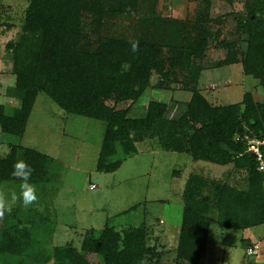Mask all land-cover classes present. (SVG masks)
<instances>
[{"label":"trees","instance_id":"trees-1","mask_svg":"<svg viewBox=\"0 0 264 264\" xmlns=\"http://www.w3.org/2000/svg\"><path fill=\"white\" fill-rule=\"evenodd\" d=\"M149 1L148 12L126 39L100 31L107 20L138 12L141 0H27L18 38L8 44L15 74L9 95L19 100V106L8 111L0 103V130L23 135L35 99L43 92L67 113L105 122L97 170L118 169L126 157L137 153L136 142L145 136L156 137L164 150L245 170L246 189L208 182L197 174L186 180L175 259L177 264H204L212 211L218 213L217 224L226 229L264 223V179L254 156L242 153L245 128L252 131L250 136L264 132V102L245 91L239 102L212 104L197 88L202 70L198 60L210 40L220 35L219 29L213 32L210 27L211 0H198L192 19L162 16L156 11V0ZM249 1L245 14L236 15V33L246 36L243 57H237V40L221 41L227 51L219 64L240 61L242 72L264 87V0ZM88 27L97 35L94 40L85 32ZM133 39L140 43L135 53L129 44ZM153 73L159 76L155 85L151 84ZM178 75L190 92L181 113L169 118L166 104L157 99L150 100L138 117L130 115L128 106L117 107L125 101L135 103L148 88H168ZM19 151L34 169L31 182L46 181L50 157L11 145L9 153L0 157V182L16 179L11 172ZM30 241L24 228L14 234L2 231L0 258L26 253ZM155 249L142 226L122 231L106 226L97 237H84L80 249L69 243L56 246L53 257L54 264H92L88 254H95L99 264H143Z\"/></svg>","mask_w":264,"mask_h":264},{"label":"rangeland","instance_id":"rangeland-1","mask_svg":"<svg viewBox=\"0 0 264 264\" xmlns=\"http://www.w3.org/2000/svg\"><path fill=\"white\" fill-rule=\"evenodd\" d=\"M249 2L211 0L213 21L210 27L213 32L219 29L220 35L210 40L204 56L198 60L202 70L196 86L212 104L239 102L245 91H251L255 99L264 102V87L242 72L240 61L219 64L227 51L221 41L237 40V57L239 60L243 57L246 36L236 33V22L237 16L245 14ZM26 6L27 0H0V103L6 104L8 111L19 106V100L9 95L15 74L8 44L18 38ZM149 6V0H141L138 12L107 20L100 33L130 39L137 20L148 12ZM155 7L162 16L192 19L198 0H156ZM85 32L91 40L97 36L89 32V27ZM158 78V74L153 73L151 84L155 85ZM177 78L168 83V88H148L135 103L125 101L117 107L128 106L130 115L138 117L143 115L150 100L157 99L166 104L169 118L177 115L190 96L182 85L181 75ZM105 125L100 119L65 112L41 92L35 99L23 135L0 130V157L9 153L11 145L33 148L50 157L48 179L32 182L37 189V203L27 210L17 204L11 213L6 212L0 218V233L9 230L14 234L24 228L31 235L24 250L26 253L4 254L0 264H54L56 246L69 243L80 249L84 237H97L106 226L117 231L142 226L148 244L156 248L153 255L145 256L143 264H177L174 247L181 221L182 193L188 177L197 174L208 182L218 181L246 189L245 170H237L233 164L194 160L187 152L164 150L153 136L137 141V153L126 157L118 169L97 170ZM245 130L242 135L246 139L252 131ZM262 133L258 137H264ZM246 146L242 153L251 155L245 151ZM19 156L22 157L21 151ZM19 183L17 179L0 182V187L6 192H19ZM211 214L209 238L214 241L213 234L217 236L220 229L215 221L218 213L212 211ZM225 231L224 239L208 244L206 264H264L258 257L256 259V254L246 253V244L238 238L242 230ZM46 256L48 260L43 261ZM88 259L92 264H99L95 254H88Z\"/></svg>","mask_w":264,"mask_h":264},{"label":"clouds","instance_id":"clouds-1","mask_svg":"<svg viewBox=\"0 0 264 264\" xmlns=\"http://www.w3.org/2000/svg\"><path fill=\"white\" fill-rule=\"evenodd\" d=\"M129 44L132 52L135 53L139 51V40H130ZM33 171L34 169L31 165L20 156L13 162L11 175L20 181L18 185L19 192L15 190L6 192L3 187H0V218H3L6 212L11 213L13 207L17 204H20L27 210L37 203L38 196L36 185L31 182ZM38 210L42 211V208Z\"/></svg>","mask_w":264,"mask_h":264},{"label":"crops","instance_id":"crops-1","mask_svg":"<svg viewBox=\"0 0 264 264\" xmlns=\"http://www.w3.org/2000/svg\"><path fill=\"white\" fill-rule=\"evenodd\" d=\"M220 230H217V236L213 234V237H215L214 241L211 240V238H209L210 235V230L208 232V243L206 246V250L208 248V244L210 243H217L218 241H221L222 238L224 239L227 235V232L225 231L226 228L217 226ZM167 233H169L170 235H172L170 233V231L168 230ZM241 237V241L242 243H247L246 247L248 245H253V244H257L258 248L256 250V259L258 257V260H260V262L264 263V223L260 224V225H256V226H252V227H248L246 229L242 230L241 236H239L238 238ZM245 247V249H246ZM209 252V251H208ZM205 252V260H204V264H206V261H208V257H207V253ZM211 258V255H210ZM228 260V258H227ZM228 262V261H227ZM209 263V262H207Z\"/></svg>","mask_w":264,"mask_h":264},{"label":"built area","instance_id":"built-area-1","mask_svg":"<svg viewBox=\"0 0 264 264\" xmlns=\"http://www.w3.org/2000/svg\"><path fill=\"white\" fill-rule=\"evenodd\" d=\"M247 139V146L245 151L249 152L251 155L254 156L255 161L257 162V170L261 172L263 179H264V153H263V147H264V137H258V136H246ZM258 248V245H252L248 246L246 248V253L248 255L256 253V250Z\"/></svg>","mask_w":264,"mask_h":264}]
</instances>
